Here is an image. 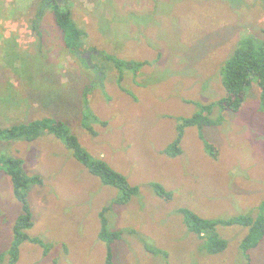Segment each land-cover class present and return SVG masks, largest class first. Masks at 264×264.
Masks as SVG:
<instances>
[{
  "label": "rangeland",
  "instance_id": "rangeland-1",
  "mask_svg": "<svg viewBox=\"0 0 264 264\" xmlns=\"http://www.w3.org/2000/svg\"><path fill=\"white\" fill-rule=\"evenodd\" d=\"M64 6L63 0H59ZM39 0H0V127L61 120L91 157L139 187L125 204L48 132L31 141L0 139V264L21 212L1 160L18 158L41 184L27 191L39 244L23 241L16 264H105L101 212L115 264H264V235L243 252L248 228L218 223L226 248L208 253L184 223L183 209L206 219L264 217V99L251 80L237 111L214 107L203 126L181 117L225 95L221 70L242 39L264 41V0H67L85 32L81 55L63 44L50 8L32 30ZM113 55L131 67L118 68ZM86 60V64L81 59ZM142 62V63H141ZM136 63H141L137 65ZM179 140L180 151L164 149ZM209 142L215 156L204 146ZM170 195L159 196L150 183Z\"/></svg>",
  "mask_w": 264,
  "mask_h": 264
},
{
  "label": "trees",
  "instance_id": "trees-1",
  "mask_svg": "<svg viewBox=\"0 0 264 264\" xmlns=\"http://www.w3.org/2000/svg\"><path fill=\"white\" fill-rule=\"evenodd\" d=\"M40 4L32 21V30L36 35L41 36L39 30L40 14L44 7L50 8L54 22L61 34L64 46L73 54L81 55L83 49V39L85 32L78 27L71 15V10L67 0H63L62 6L59 0H39ZM86 64V60L80 56ZM107 61L121 68L123 66L131 67L132 64L122 62L113 55L104 56ZM142 63V62H141ZM141 63H136L137 65ZM115 66V67H116ZM255 80L261 89V98L264 99V41L262 45L255 46L248 40L242 39L239 47L226 59L221 70V83L225 90V95L220 99L208 104L201 105V109L191 116L181 117L177 124L179 136L183 133V127L195 126L201 129L203 126L216 124L222 120L219 115L217 119H211L210 114L214 107L220 112L225 110L237 111L243 103L245 89L251 80ZM48 132L59 138L66 148L73 152L75 159L85 165L88 171L99 177L105 184L111 185L119 190V195L115 199L116 204H125L131 197L138 193L139 187L131 184L118 171L112 169L105 161L93 158L78 143L76 137L72 135L65 124L58 119L44 117L28 123L12 124L6 128L0 127V139L11 141L21 138L25 141H31L41 135L42 132ZM179 140L169 144L164 152L168 155H176L180 151ZM204 146L210 153L215 156L216 150L207 141L203 140ZM21 161L18 158L6 157L1 160L2 170L10 177L12 182L13 194L20 202L21 212L16 217L13 224V239L10 247L6 250L9 264H16L19 245L25 240L39 244L44 247V253L47 251V245L36 237L28 235L27 231L32 226V213L27 199V191L33 184H41L42 179L38 175H26L21 169ZM155 193L159 196L170 195L159 183H150ZM101 212L102 224L98 233L99 238L106 243L105 264H115L113 261L112 245L113 242L120 238L121 232L117 229L109 230L106 226L107 220L104 212ZM184 223L188 229L194 232L198 237L205 238L203 248L208 253L221 252L226 248L227 242L216 231L218 223L224 225L238 224L248 228L243 237L240 248L243 252L258 246L264 235V217L251 218L248 216L235 217L231 219H206L198 216L194 212L183 209ZM3 255H0L2 257Z\"/></svg>",
  "mask_w": 264,
  "mask_h": 264
}]
</instances>
